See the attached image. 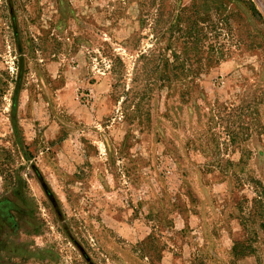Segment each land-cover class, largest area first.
<instances>
[{"label": "rangeland", "instance_id": "obj_1", "mask_svg": "<svg viewBox=\"0 0 264 264\" xmlns=\"http://www.w3.org/2000/svg\"><path fill=\"white\" fill-rule=\"evenodd\" d=\"M0 264H264V0H0Z\"/></svg>", "mask_w": 264, "mask_h": 264}, {"label": "trees", "instance_id": "obj_2", "mask_svg": "<svg viewBox=\"0 0 264 264\" xmlns=\"http://www.w3.org/2000/svg\"><path fill=\"white\" fill-rule=\"evenodd\" d=\"M249 10H251L253 15L255 14V10H254V8L252 6L249 7Z\"/></svg>", "mask_w": 264, "mask_h": 264}]
</instances>
